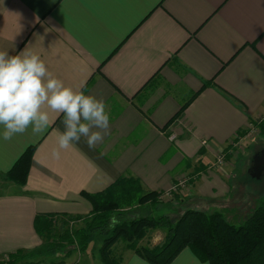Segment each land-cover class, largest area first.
<instances>
[{
	"label": "crops",
	"instance_id": "crops-1",
	"mask_svg": "<svg viewBox=\"0 0 264 264\" xmlns=\"http://www.w3.org/2000/svg\"><path fill=\"white\" fill-rule=\"evenodd\" d=\"M25 49L65 86L103 100L109 129L95 148L82 137L54 158L63 115L45 106L43 133L0 136V176L34 148L25 184L7 180L0 193V259L41 246L37 215H86L81 193L121 177L166 193L188 175L182 196L209 213L240 212L252 163L237 162L264 135V0H0V51ZM225 150L236 152L219 166ZM118 255L149 264L124 247ZM171 264L207 263L184 249Z\"/></svg>",
	"mask_w": 264,
	"mask_h": 264
},
{
	"label": "trees",
	"instance_id": "trees-1",
	"mask_svg": "<svg viewBox=\"0 0 264 264\" xmlns=\"http://www.w3.org/2000/svg\"><path fill=\"white\" fill-rule=\"evenodd\" d=\"M260 130L264 133V125ZM33 152L29 147L19 157L5 174L8 181L25 184ZM163 195L145 191L133 177H121L99 193L82 192L90 204L86 215H37L33 225L41 246L8 254L0 264H33L37 259L54 260L60 253H83L96 235H104L98 249L102 264H122L116 250L120 243L149 264H171L184 249L207 264H264V196L244 214L187 209L172 222L167 215H152L160 205L171 203H163ZM150 230L165 232L162 244L139 246Z\"/></svg>",
	"mask_w": 264,
	"mask_h": 264
},
{
	"label": "clouds",
	"instance_id": "clouds-1",
	"mask_svg": "<svg viewBox=\"0 0 264 264\" xmlns=\"http://www.w3.org/2000/svg\"><path fill=\"white\" fill-rule=\"evenodd\" d=\"M45 106L63 115L64 131L58 133L54 158L82 137L90 149L95 148L108 133L110 117L103 100L65 86L34 52L25 49L10 55L0 51V136L11 140L29 128L34 134L43 133L49 126V112L42 110Z\"/></svg>",
	"mask_w": 264,
	"mask_h": 264
},
{
	"label": "rangeland",
	"instance_id": "rangeland-1",
	"mask_svg": "<svg viewBox=\"0 0 264 264\" xmlns=\"http://www.w3.org/2000/svg\"><path fill=\"white\" fill-rule=\"evenodd\" d=\"M253 133L254 132L252 131L251 134ZM257 146L264 147V135L258 136V138L256 139V142L252 146H250L246 152L241 153V157L239 158L237 162V165L239 167H245V165H250L252 163V158L255 155V152H256L255 149ZM232 147L233 149H239V145L234 142H233ZM235 152L236 151L225 150V151H221L219 154L222 155L220 156L222 157L221 160L225 162L228 160L227 158L232 156L233 153L235 154ZM190 179L191 178L189 177L187 188H185L182 193L177 194L179 198H175V196H173L171 198V203L160 205L153 211L152 215L154 217H158L161 215H167L170 218V220L174 222L187 209L199 210V211H203L206 213L211 212L210 210L212 208V205H210L209 203L204 202V201H197L193 199L191 200L190 198H187V196H182L183 194H186V191L188 190ZM5 182H8L5 175L0 176V193H5V192H8V190H10V188H7L4 186ZM242 183L243 184H239L240 191H241L240 192L241 197L239 199L245 205H243L242 209L240 210L241 214L251 209L254 206L255 200L264 196V174L262 178L258 180L245 175V177L242 179ZM181 199L182 200L184 199V202H181ZM161 200L163 201V203L170 202V199L168 198H162ZM219 211L224 212L223 210H219ZM164 235H165V232L162 230H150L147 232L146 236L139 242V246H140V243L143 244L142 246H148V247L160 245L163 242ZM103 237L104 235L103 236L96 235L92 237L89 241V247L87 251L84 253V255L82 253L80 254L78 251H76L77 253L76 252L72 253L69 257L60 253L57 255V257L54 260L44 261L41 259H37L34 261V263L48 264V263L61 262L64 264H102L101 259L99 257L100 255L98 253V249L101 245V241ZM153 241H155V243L157 244L153 245L154 243ZM123 245H124L123 243H120L117 246V249H116L117 253L121 251V249L124 247ZM6 260H8L7 256H6Z\"/></svg>",
	"mask_w": 264,
	"mask_h": 264
},
{
	"label": "built area",
	"instance_id": "built-area-1",
	"mask_svg": "<svg viewBox=\"0 0 264 264\" xmlns=\"http://www.w3.org/2000/svg\"><path fill=\"white\" fill-rule=\"evenodd\" d=\"M254 132V131H253ZM221 154H218L217 158H216V164L217 165H222L224 162L221 160L222 157ZM219 158V159H218ZM188 180H189V176L187 175H184V176H181L171 187V189L169 191H167L166 193H164V195L162 196V198H168V199H171L173 196L179 194V193H182L183 190L185 188H187L188 186ZM4 260H6V256L4 258ZM33 264H38V263H33ZM42 264H45V263H42ZM48 264H64V263H61V262H57V263H48Z\"/></svg>",
	"mask_w": 264,
	"mask_h": 264
},
{
	"label": "water",
	"instance_id": "water-1",
	"mask_svg": "<svg viewBox=\"0 0 264 264\" xmlns=\"http://www.w3.org/2000/svg\"><path fill=\"white\" fill-rule=\"evenodd\" d=\"M264 174V149L255 153L252 158V167L250 177L253 179H261Z\"/></svg>",
	"mask_w": 264,
	"mask_h": 264
}]
</instances>
